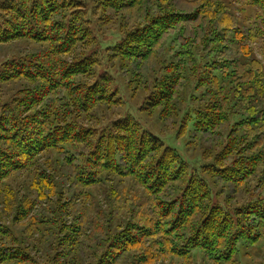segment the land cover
Here are the masks:
<instances>
[{"label":"trees","instance_id":"trees-1","mask_svg":"<svg viewBox=\"0 0 264 264\" xmlns=\"http://www.w3.org/2000/svg\"><path fill=\"white\" fill-rule=\"evenodd\" d=\"M119 77L137 114H110ZM261 242L264 0H0V264H264Z\"/></svg>","mask_w":264,"mask_h":264},{"label":"rangeland","instance_id":"rangeland-1","mask_svg":"<svg viewBox=\"0 0 264 264\" xmlns=\"http://www.w3.org/2000/svg\"><path fill=\"white\" fill-rule=\"evenodd\" d=\"M259 55H261V51H258ZM119 85H121V96L124 99L125 105L124 107H115L110 111L111 116L117 117L122 115L124 108L128 109L129 111L137 114V107L140 105L142 99H140V93L134 97L131 89L127 87V80L122 77L118 78ZM141 121L144 127L151 129L154 133L160 135L168 144L177 146L180 151L185 153L188 157L192 158L196 154H201L203 146H205L201 141H198L196 148L193 152H186L183 149L184 141L181 139H175L173 130L167 128L162 122L155 116L153 117H146L141 116ZM184 154V155H185ZM200 156L196 155L193 159H198ZM260 253L264 254V242L260 244ZM252 250V248L248 249L247 251ZM259 250V249H258ZM263 251V252H261ZM255 253V251H253ZM257 253V252H256ZM259 253V254H260ZM261 254V255H262ZM248 257V256H247ZM253 259H259L256 255L253 256ZM260 260V259H259Z\"/></svg>","mask_w":264,"mask_h":264}]
</instances>
